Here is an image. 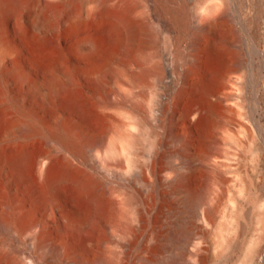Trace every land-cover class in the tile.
<instances>
[{
	"label": "bare ground",
	"instance_id": "6f19581e",
	"mask_svg": "<svg viewBox=\"0 0 264 264\" xmlns=\"http://www.w3.org/2000/svg\"><path fill=\"white\" fill-rule=\"evenodd\" d=\"M155 2L30 0L22 55L0 39V264H214L242 244L237 264H264V210L248 239L235 196L251 190V154L264 171V149L232 16L207 4L171 66L139 50L156 37L147 19H189ZM25 5L0 0V18Z\"/></svg>",
	"mask_w": 264,
	"mask_h": 264
},
{
	"label": "rangeland",
	"instance_id": "374dc122",
	"mask_svg": "<svg viewBox=\"0 0 264 264\" xmlns=\"http://www.w3.org/2000/svg\"><path fill=\"white\" fill-rule=\"evenodd\" d=\"M26 5L23 9L12 12V15H7L5 18H0V39L7 45L16 47L15 51L22 55L24 52V44L20 41L17 34L18 22L22 19H27L31 13L30 0H24ZM213 0H171L170 2H164L163 0H154L155 4L161 12H165L170 8L178 9L182 14L186 15L189 19V25H184L182 28L176 25L170 24L168 18H162L157 16V20H152L148 17V26L155 31V36L152 46H145L142 41L139 42L141 46L139 50L147 53H154L156 55L166 54L171 66L181 64V55L188 51V47L191 41V33L189 28L194 25V21L198 15L203 12L204 7L211 3ZM226 2V8L232 16V22L229 23L232 26V32L242 42V57H244L245 69L251 70V79L255 88L247 89L251 105L255 110L253 118L260 123L262 129V136H256L257 146L264 149V0H224ZM167 9V10H166ZM160 13V12H159ZM150 18V19H149ZM19 20V21H18ZM169 20V21H168ZM18 21V22H17ZM152 21L153 24H152ZM164 21V22H163ZM169 22L166 23L165 22ZM151 22V23H150ZM165 23V24H164ZM155 29H153V27ZM168 26V27H165ZM171 25V26H170ZM91 26V24H90ZM93 26V25H92ZM173 26V27H172ZM51 34V35H50ZM59 38L64 35L52 30L48 34L47 43L55 44ZM57 37V39H56ZM168 39V40H167ZM56 40V41H55ZM49 41V42H48ZM170 43L167 44V42ZM173 41V42H172ZM166 44V45H165ZM172 44V45H171ZM169 45V46H168ZM173 47H171V46ZM165 46H167L165 48ZM148 49V50H147ZM23 60L20 61V66L23 68L25 65ZM257 88V89H256ZM84 94L87 95V90H84ZM261 94V95H260ZM263 95V96H262ZM1 106V104H0ZM2 107V108H1ZM0 107V115H7L8 112L4 110L5 105ZM257 109V110H256ZM4 112V114L2 113ZM261 143H260V142ZM263 141V142H262ZM260 143V144H259ZM262 144V145H261ZM32 147L35 151H40L44 148V141L36 139L32 143ZM244 160H247L246 166L240 165L241 168L248 167L247 155L244 156ZM251 190L244 193H234L233 183H229L227 187L222 188L219 195L220 209L218 217L216 218L215 227L223 222V211L225 210V204H227L231 196H238L240 199V207L242 209H248L251 213L250 229L247 230V238L254 239L259 232V224H257L258 213L264 210V171L261 170V166L256 162V157L251 154ZM2 178L0 177V182ZM114 183L118 181L113 180ZM221 211V212H220ZM221 213V214H220ZM175 231L181 230L180 227H174ZM177 237L179 236V234ZM176 235L174 240L171 241L175 246H178L176 242ZM7 246L24 249V245L16 241L6 242ZM173 245V246H174ZM214 247V246H212ZM243 244L233 253L231 256H227L215 259L214 264H237L241 254L243 252ZM214 252V249L210 250V253ZM211 257V256H210ZM257 263H262V258L257 259Z\"/></svg>",
	"mask_w": 264,
	"mask_h": 264
}]
</instances>
